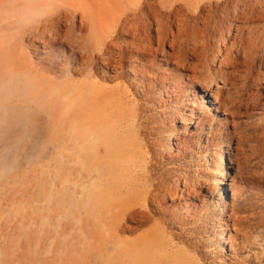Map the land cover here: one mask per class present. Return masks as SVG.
Segmentation results:
<instances>
[{
    "label": "rangeland",
    "instance_id": "1",
    "mask_svg": "<svg viewBox=\"0 0 264 264\" xmlns=\"http://www.w3.org/2000/svg\"><path fill=\"white\" fill-rule=\"evenodd\" d=\"M130 1L56 0L54 7L57 11L74 14L71 23L63 26L65 28L60 27L56 39L32 38L31 34L42 29V25L46 23L48 16H44L38 22L32 20L14 24V27L21 26L16 30L22 34V38H9L4 47H0V104L8 105L12 111L4 123L0 124V264H124L125 241L128 238L134 239L138 233L129 236L122 234V229L120 231L124 226L125 208L123 162L119 161L116 171L103 183L102 187L107 191L99 205L88 213L79 211L74 206L78 202L77 183L74 182L78 174L77 142L79 139L89 141L94 137L95 147L106 150L104 138L95 130L99 125H107L109 131L105 135L108 141L117 142L127 136H136L147 123L157 133L164 132L168 130L167 122L172 123L171 117L174 116L175 130L172 136L177 135L176 137L185 141V151L175 150L168 154L165 150L160 172L186 174L191 182L189 184H194L195 193L200 197L205 192L203 182H206L201 173L203 160L209 164V158L215 151L220 154L223 150L225 152V136L230 137V141H227L231 153L230 176L239 185L238 189L241 188V194L233 202V212L230 214L234 219L243 221L247 228L251 226L250 221L256 222L261 215L264 216V159L258 155L259 151L252 153L251 149L264 136V0H253V3L252 0L250 3H247L249 0H239L236 2L238 6L235 2L231 3L233 6L229 3L233 8L228 5L225 12L218 6L210 7V12L202 11L205 20H196L198 29L203 30L205 42L204 47L202 45L198 48L199 53H191L190 45L185 60L167 58L169 62L167 61L166 67L161 65L164 64L165 57L160 52L150 57L145 77L153 85L158 84L161 79L169 81L175 91L173 95L176 96L173 102L166 103L160 110L152 93L147 92L143 97L144 94L139 93L130 83L124 82L121 77L107 74L102 78L96 72V68L103 66L102 53L105 44L115 36L112 31L121 19L120 12L127 10L126 6ZM158 1L181 5L187 14L197 15L201 14L204 4L213 1L221 3L224 0ZM259 1L262 3H259L262 10L258 5ZM248 6L255 7L253 17L257 16L256 20L240 13L243 9L244 12H249L246 9ZM259 15L262 19L257 20ZM81 17L86 25L84 29L80 28L78 22ZM243 17H247L248 21L245 19L247 22H243ZM250 17L254 20L250 21ZM10 21L15 22L14 19ZM203 23L205 26L202 27ZM246 25L249 28L243 29ZM254 28L260 32H252ZM247 29L251 30L248 32ZM255 35L258 38L255 39ZM247 36L248 40L245 39ZM117 37L120 41V35ZM250 45L255 47L250 48ZM171 47L164 43L162 52L174 53ZM89 54L97 55V67L82 60L84 55ZM152 78L160 79L154 81ZM21 83L27 88L24 89V94L17 97ZM199 83L206 84V97L201 102L195 101L188 90L194 86L201 91ZM212 91L217 94V101L220 100L221 108L223 107L222 117H225L221 124L223 128L219 131L213 126L205 129V122L202 123L203 119H208L206 114L210 115L207 105L210 109L212 107L207 99ZM98 109L99 112L96 113ZM142 109L145 112H140ZM187 109L193 111V121L196 124L191 122L183 128L180 120L189 113ZM147 116L151 117V121L146 120ZM199 122L202 124L199 127L202 129L201 134L208 137L209 142L207 151L203 152L205 154L196 148L195 134H192ZM207 132L208 134H204ZM258 132L263 133V136ZM255 133L261 137H254ZM163 135L166 136L165 133ZM138 143L140 146L144 145L141 136ZM145 157V162L138 163L142 169L146 168L143 169L144 172L152 163L148 155ZM257 171L263 173L260 178V174L256 176ZM181 182L182 180L178 184V190H183ZM71 188L73 189L70 191ZM83 199L84 197H79L80 201ZM253 228L252 226L246 230L248 234L254 232ZM232 232L236 234L237 230L234 228L233 231L232 228ZM110 235L115 237L118 259L111 260L107 257L106 248L109 244H106L102 248L106 259L93 263V249L104 238L109 239Z\"/></svg>",
    "mask_w": 264,
    "mask_h": 264
},
{
    "label": "bare ground",
    "instance_id": "2",
    "mask_svg": "<svg viewBox=\"0 0 264 264\" xmlns=\"http://www.w3.org/2000/svg\"><path fill=\"white\" fill-rule=\"evenodd\" d=\"M250 1L251 0H249V2L247 1V3H250ZM234 2L236 4L239 0H224L221 3L214 1L212 3L208 2L201 7V14L190 15L184 12V8H182L181 5H174L170 2H162L158 0H131L129 5L126 6L127 10L123 9L120 12L121 19H119V22L113 27L112 33H115V36L110 42L105 44L106 47L102 53L103 66H100V68L98 67L99 69L96 68L97 74L102 78L107 74L117 75L121 77L124 82L130 83L137 91H139V93L142 95L144 94L143 97L147 92H149V94L152 93L153 99L159 105L160 110V108L164 107L166 103L173 102L176 96L173 95L175 91L173 85L171 86L169 81L167 82V80L161 79L158 84L153 85L151 80H148L147 77H145V72L148 71L146 69L149 67L148 60L150 57H154L156 52H160V54H162L161 56L165 57L163 59L164 64L161 65L162 67H166L169 62L167 58L176 57V59L179 58L185 60L190 45L192 46L190 48L192 52H190L197 54L199 50L198 48L205 43L203 42V30H199L200 28L198 29L196 25V20L201 19L200 21L202 22L205 20L202 11L207 12L210 10V7L214 6L215 8L218 6L219 8L222 7V12H225L226 8H228L227 6H231V3ZM247 3L245 5H247ZM259 3L262 4L259 1L258 5H260ZM55 4L56 0H0V47H4L6 42L9 41V38H22V34L16 30L21 26L14 27V24L17 25V22L25 23L26 21L32 20L38 22L41 21V18L44 16H48L46 23L42 25V29H38L35 33L31 34L32 38H45V40H47L46 38L56 39L59 36L60 27L62 26V28H65L63 26H67V23H71L74 14L71 13V15H69L57 11L54 7ZM236 5L238 6V4ZM254 5H256V3ZM232 6L231 8H233ZM240 6L239 8L241 9ZM252 6L246 8L249 12H244L243 9L242 12H240L242 16L247 14L253 17L255 7L252 8ZM259 7L260 9L262 8L261 5ZM261 10L258 11L261 12ZM254 16H256V14ZM231 18L233 19V17ZM246 18L247 17H245V19ZM253 18L256 20L257 16L256 18ZM253 18L250 17V21H252L251 19ZM11 19H14L15 22H11ZM245 19L243 17V22ZM260 19L262 18H260L259 15V19L257 20ZM79 20L80 28L84 29L86 25L83 22L82 17ZM203 26H205L204 23L202 24V27ZM247 26L248 25L243 27V29L249 28V26ZM255 28H257V26ZM255 28L252 32L257 31ZM247 30L249 32L251 29ZM262 31L264 32V25L262 26ZM68 35L71 37L70 33H68ZM119 35L121 39L120 41H118L119 38L117 37ZM247 38H249V36L245 39ZM254 38L256 39L258 37L255 35ZM262 40L264 41V39ZM250 41H253V39ZM154 43H156V46H154ZM164 43L172 46L173 48L171 47L172 49H170L173 50L174 53L162 52L161 47ZM251 47L252 46L250 45V48ZM238 50L240 51V49H237V51ZM244 53L245 52H243V54ZM96 56L94 54L84 55L82 60L86 63H92L94 67H97L98 59L96 58L95 60ZM249 63L251 62L249 61ZM185 67L186 65L184 68ZM247 67L249 68V65ZM158 79L154 78L153 80L156 81ZM109 80L111 79L109 78ZM19 86L20 89L16 94L17 97L24 94L23 91L27 88L26 85L23 86V83ZM200 86H202L201 91L194 86L188 88L191 92L192 98L198 102H201V99L204 100L206 94V84L199 83V87ZM212 92L211 96L207 99V101L209 100V105L212 107L210 109L207 105L210 115L207 116L206 114L208 119H203L202 123L205 122L203 125L205 129H209L213 126L214 129L219 131L223 128L221 124H223L225 117H222L223 114L221 109H223V107L221 108L222 105L219 103L220 100L219 102L217 101V94L215 91ZM187 110L189 113L185 114V118H181V120L178 118L181 121V127L183 128L191 122L194 123L193 111L189 109ZM98 112L99 109L96 113ZM140 112H145V110L142 109ZM211 112L214 114L212 115ZM11 114L12 111L8 105L0 104V124L4 123V120H6ZM149 117L150 116H147L146 120H148ZM173 117H171L172 123H169L167 119L168 130L164 132L157 133L152 127H149L150 123H147L145 124V127L140 129L136 136H127L117 142L108 141L109 139L105 135L109 131L107 125L106 127L99 125L95 130H97L99 136L104 138V143L107 145L106 150L102 148V151L95 147L96 142L94 137L89 141L79 139L77 142L76 161L78 164V174L74 181L77 183L76 193L78 195V202L74 203L75 208L79 211H85L88 213L92 208L96 207L101 201H103L104 194L107 191L102 187L103 183L111 177V174H113L114 171H116L115 168H117L119 161H121L123 162L122 187L125 208L123 211L124 226L123 228H120V231L122 229V234L124 233L129 236L138 233L134 239L128 238L125 241L124 264H264V216L261 215L256 222L250 221V227H254L252 229L254 232L248 234L246 230L250 227H244L243 221L234 219V217L231 216L232 214H230V212H233V202L238 199L241 194V188L240 190L238 189L239 185H236L234 178L230 176L232 171L230 145L228 144L230 137L225 136L227 143L224 146L225 149H227L225 152L223 150L220 154V152L216 153L217 151H215V154H211L212 157L209 156V159H211L209 164H206L205 159L203 160L204 164L203 167H201L203 168V172L201 173H203V176L206 179V182H203V184H205V192L202 194L203 196L200 197V195L198 196V194L195 193L194 184H189L190 180L186 174L182 172H178L177 174H165L164 172H160L163 161H161V159H163L162 156L165 150L168 151V154L175 150L179 152L183 149V151H185V141L176 137L177 135L172 136L175 130L173 127ZM149 120L151 121V119ZM195 124L196 123H194V125ZM200 124L201 122L197 123L196 127L194 126L195 132L192 134H195L196 148L201 149L203 153L207 151L206 148H208L207 145L209 142L208 137H204V135L201 134L202 129L199 128ZM164 133L166 136L163 135ZM204 134H208V132ZM258 134L263 136V133L261 134L258 132ZM258 134L255 133L254 137ZM139 136H141L144 141L143 146H140L138 143ZM251 149L252 153L259 151L258 155L264 159V136L259 138L256 143L252 145ZM136 150L138 151L136 152ZM145 155H148L149 160L152 163L148 167V170L144 172L143 169L145 170L146 168L142 169L138 163L145 162ZM194 164H196V162ZM195 166L197 167V165ZM261 173H258L257 171L256 176L260 174V178ZM252 174L253 173H251V175ZM180 180L183 182H181L183 184V190H178ZM244 181L246 180L244 179ZM181 188L182 187H180V189ZM72 189L73 188H71L70 191ZM70 195H72V193ZM80 196L84 197L82 201L79 200ZM232 228L233 231L234 228L237 230L236 234L232 232ZM106 244H109L106 248L107 257L111 260L118 259L116 240L114 235H110L109 239L104 238L103 241L93 249L95 254L91 258L93 263H97L99 260L104 261L106 259L104 253H102L103 245ZM250 252H253V254H250Z\"/></svg>",
    "mask_w": 264,
    "mask_h": 264
}]
</instances>
